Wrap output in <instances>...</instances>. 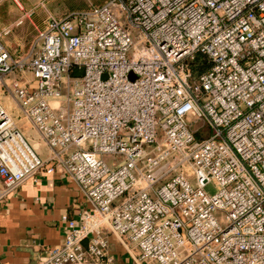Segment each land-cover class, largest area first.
Instances as JSON below:
<instances>
[{
  "label": "built area",
  "instance_id": "1",
  "mask_svg": "<svg viewBox=\"0 0 264 264\" xmlns=\"http://www.w3.org/2000/svg\"><path fill=\"white\" fill-rule=\"evenodd\" d=\"M13 1L18 26L32 12ZM12 25H0V87L19 113L0 102V202L62 173L90 204L62 215L61 244L35 242L38 264H114L110 235L137 264H264V0H106L48 13L19 55L6 42ZM199 54L210 64L194 75Z\"/></svg>",
  "mask_w": 264,
  "mask_h": 264
},
{
  "label": "crops",
  "instance_id": "2",
  "mask_svg": "<svg viewBox=\"0 0 264 264\" xmlns=\"http://www.w3.org/2000/svg\"><path fill=\"white\" fill-rule=\"evenodd\" d=\"M0 25L9 24L0 22ZM9 37L6 42L11 47ZM17 42L21 44L23 41ZM25 75L31 79L29 71ZM0 102L9 113H19L15 98L1 87ZM16 121L28 143L40 156L48 158L49 150L39 133L21 120ZM87 207L90 204L86 196L67 175L44 173L38 179L27 180L0 202V264H38L44 252L35 242L50 247L61 244L66 230L62 215L76 216ZM110 244L115 257L114 264H137L115 235H110Z\"/></svg>",
  "mask_w": 264,
  "mask_h": 264
},
{
  "label": "rangeland",
  "instance_id": "3",
  "mask_svg": "<svg viewBox=\"0 0 264 264\" xmlns=\"http://www.w3.org/2000/svg\"><path fill=\"white\" fill-rule=\"evenodd\" d=\"M106 0H21L26 11L32 12L26 17L24 23L15 25L22 15V11L18 8L13 0H0V22L4 24H13V33L8 38L12 46L10 50L15 54H23L26 52L38 33V29H42L48 13L56 17H61L70 10L86 9L92 4H102ZM17 41H23L21 44ZM105 160L110 164L112 161H119L121 158L116 155H106ZM185 173L192 183H195L193 172L190 168H185ZM205 190L210 195L218 192L219 187L215 182H209L205 186ZM217 221L225 226L227 224V213L223 210L215 212Z\"/></svg>",
  "mask_w": 264,
  "mask_h": 264
},
{
  "label": "trees",
  "instance_id": "4",
  "mask_svg": "<svg viewBox=\"0 0 264 264\" xmlns=\"http://www.w3.org/2000/svg\"><path fill=\"white\" fill-rule=\"evenodd\" d=\"M209 64V59L206 56L201 54L197 55L196 59L191 62V68L194 75H198L206 70Z\"/></svg>",
  "mask_w": 264,
  "mask_h": 264
}]
</instances>
